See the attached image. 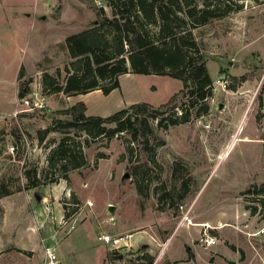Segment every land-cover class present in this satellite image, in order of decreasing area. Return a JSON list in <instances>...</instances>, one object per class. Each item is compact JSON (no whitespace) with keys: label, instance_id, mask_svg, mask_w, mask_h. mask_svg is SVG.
Masks as SVG:
<instances>
[{"label":"rangeland","instance_id":"obj_1","mask_svg":"<svg viewBox=\"0 0 264 264\" xmlns=\"http://www.w3.org/2000/svg\"><path fill=\"white\" fill-rule=\"evenodd\" d=\"M228 1L230 14L193 31L211 80L200 114L166 128L152 121L147 152L128 133L95 140L67 180L25 189L32 166L51 177L48 158L63 135L40 142L38 132L68 119L58 111L80 101L89 116L141 102L156 110L187 103L188 90L170 76L128 73L107 95L48 94L44 75L63 82L72 67L67 37L111 9L105 0H0V181L11 193L0 198V264H46V246L59 264H264V195L256 194L264 186V0ZM175 164L190 192L169 206L158 198L162 187L180 186ZM134 171L145 174L141 187L149 183L142 194Z\"/></svg>","mask_w":264,"mask_h":264},{"label":"trees","instance_id":"obj_2","mask_svg":"<svg viewBox=\"0 0 264 264\" xmlns=\"http://www.w3.org/2000/svg\"><path fill=\"white\" fill-rule=\"evenodd\" d=\"M105 1L112 11V17L105 16L101 10L103 16L96 26L67 37L72 67H67L68 75L63 82L58 76L44 75V87L48 94L77 96L101 91L107 95L120 86L119 78L124 74H153L182 81L183 87L188 90V102L156 110L149 109L142 102L135 103L108 117L87 115V105L83 101L58 111L57 114L68 119H55L49 128L38 132L40 142H44L51 132L63 135L48 158L47 176L51 177L45 182L43 178L47 177L41 175L36 166H32L25 170V189L53 184L59 179L67 180L71 171L87 164L83 148L101 138L112 139L128 133L129 142L138 143L147 152L149 138L154 134L152 121L160 119L158 127L164 128L184 124L190 121L193 110L197 114L201 113L202 103L210 93V76L193 31L230 14L233 10L228 0H216V3L211 0ZM236 80L239 84L247 79L242 76ZM230 88L237 89L236 85ZM171 111L173 115L166 116ZM74 130L85 134L83 143H76L70 136ZM151 159L155 162L154 155ZM183 171L178 164L174 165L172 179L181 181L180 186L171 185L169 190L162 187L158 198L160 203L174 206L187 198L190 192L189 177ZM138 174L134 171L135 182L142 194L149 183L141 187L139 182L145 181V174ZM10 194L8 186L0 181V198ZM256 194L264 195V186Z\"/></svg>","mask_w":264,"mask_h":264},{"label":"built area","instance_id":"obj_3","mask_svg":"<svg viewBox=\"0 0 264 264\" xmlns=\"http://www.w3.org/2000/svg\"><path fill=\"white\" fill-rule=\"evenodd\" d=\"M263 232H264V229L261 230V233H263ZM99 240L105 244H110V243L114 244L115 242H117L116 240L113 241V239L109 235H101L99 237ZM202 242L206 246H211L215 243L214 239H212V238H207L205 240L202 239ZM44 253L46 256V260H47L46 264H59L58 254H57L55 247L46 246L44 249Z\"/></svg>","mask_w":264,"mask_h":264},{"label":"crops","instance_id":"obj_4","mask_svg":"<svg viewBox=\"0 0 264 264\" xmlns=\"http://www.w3.org/2000/svg\"><path fill=\"white\" fill-rule=\"evenodd\" d=\"M86 104V103H85ZM88 115V114H87ZM260 233H261V231H260ZM259 234V233H258ZM263 234H264V232H263ZM263 243H264V240H263ZM59 256V255H58ZM58 259H59V257H58Z\"/></svg>","mask_w":264,"mask_h":264},{"label":"bare ground","instance_id":"obj_5","mask_svg":"<svg viewBox=\"0 0 264 264\" xmlns=\"http://www.w3.org/2000/svg\"><path fill=\"white\" fill-rule=\"evenodd\" d=\"M236 141V140H235Z\"/></svg>","mask_w":264,"mask_h":264},{"label":"water","instance_id":"obj_6","mask_svg":"<svg viewBox=\"0 0 264 264\" xmlns=\"http://www.w3.org/2000/svg\"><path fill=\"white\" fill-rule=\"evenodd\" d=\"M128 176V175H127Z\"/></svg>","mask_w":264,"mask_h":264}]
</instances>
